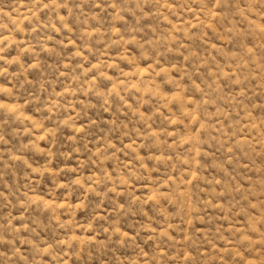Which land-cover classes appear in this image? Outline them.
I'll return each mask as SVG.
<instances>
[{
	"label": "rangeland",
	"instance_id": "obj_1",
	"mask_svg": "<svg viewBox=\"0 0 264 264\" xmlns=\"http://www.w3.org/2000/svg\"><path fill=\"white\" fill-rule=\"evenodd\" d=\"M0 264H264V0H0Z\"/></svg>",
	"mask_w": 264,
	"mask_h": 264
}]
</instances>
